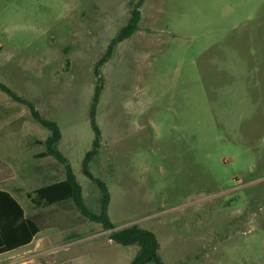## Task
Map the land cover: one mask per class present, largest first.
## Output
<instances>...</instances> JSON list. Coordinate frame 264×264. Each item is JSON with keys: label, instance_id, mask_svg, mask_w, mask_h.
I'll return each mask as SVG.
<instances>
[{"label": "rangeland", "instance_id": "rangeland-1", "mask_svg": "<svg viewBox=\"0 0 264 264\" xmlns=\"http://www.w3.org/2000/svg\"><path fill=\"white\" fill-rule=\"evenodd\" d=\"M130 0H0V82L57 123V149L30 109L0 91V188L43 227L5 262L131 264L152 233L161 264H264V0H143L138 30L99 67L100 130L87 170L105 183L111 228L71 202L27 193L66 178L86 208L101 191L83 172L96 62ZM146 264H154L148 262Z\"/></svg>", "mask_w": 264, "mask_h": 264}, {"label": "trees", "instance_id": "trees-1", "mask_svg": "<svg viewBox=\"0 0 264 264\" xmlns=\"http://www.w3.org/2000/svg\"><path fill=\"white\" fill-rule=\"evenodd\" d=\"M130 3L131 9L129 10L127 22L118 30L114 38L111 39L105 53L96 62L94 69L97 84L94 90L89 113L90 126L94 136L92 140V147L85 154L82 166L84 174L90 180L95 182L101 191L100 213H91L86 208L80 195V188L67 165V176L65 179L49 183L30 193H27V198L30 203L39 208L62 206L65 203L71 202L84 217L89 220L102 223L105 229L112 227L107 215L109 193L105 183L91 176L86 166L89 159L96 153L100 140V130L95 124V109L102 87V80L99 76V67L109 59L116 44L128 39L135 31L138 30V23L141 16L140 8L143 0H130ZM0 91L5 93L13 101L26 105L30 109L33 118L48 130L49 137L45 142L46 154L43 156H53L66 164L65 159L57 149V143L60 139V131L57 123L41 117L29 101L20 97L17 93L1 82ZM42 228L43 227L41 226L37 216H27L20 203L9 192L0 189V254L13 251L30 244ZM110 238L115 243L122 246H138V252L131 264H146L148 262L161 264L157 255L158 242L152 233L141 230L136 226H131L112 232L110 234Z\"/></svg>", "mask_w": 264, "mask_h": 264}, {"label": "crops", "instance_id": "crops-1", "mask_svg": "<svg viewBox=\"0 0 264 264\" xmlns=\"http://www.w3.org/2000/svg\"><path fill=\"white\" fill-rule=\"evenodd\" d=\"M61 181V180H60ZM56 182V181H55ZM52 183V182H51ZM47 185V184H46ZM44 186V185H43ZM1 189V188H0ZM2 190H5V189H2ZM5 191H7V192H9L15 199H16V197L10 192V191H8V190H5ZM17 200V199H16ZM39 234V233H38ZM37 234V235H38ZM36 235V236H37ZM36 238V237H35ZM34 238V239H35ZM34 239L30 242V244H28V245H26V246H24V247H21V248H19V249H16V250H13V251H9V252H6V253H2V254H0V264H25L26 262L24 261V262H19V261H14V262H5V261H7L9 258H10V256L13 254V253H15V252H17V251H20V250H26L27 248L29 249H31V245H32V243H33V241H34ZM27 249V250H28ZM133 260V259H132Z\"/></svg>", "mask_w": 264, "mask_h": 264}]
</instances>
